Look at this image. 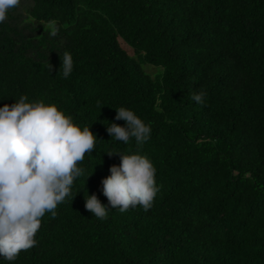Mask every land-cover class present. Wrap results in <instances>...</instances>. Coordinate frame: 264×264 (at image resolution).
I'll list each match as a JSON object with an SVG mask.
<instances>
[{
	"label": "trees",
	"instance_id": "trees-1",
	"mask_svg": "<svg viewBox=\"0 0 264 264\" xmlns=\"http://www.w3.org/2000/svg\"><path fill=\"white\" fill-rule=\"evenodd\" d=\"M21 96L97 140L36 245L0 264H264V0H21L0 23V107ZM120 107L150 126L147 141L108 135ZM117 151L147 156L159 191L149 210L101 220L85 199L108 204Z\"/></svg>",
	"mask_w": 264,
	"mask_h": 264
},
{
	"label": "clouds",
	"instance_id": "clouds-1",
	"mask_svg": "<svg viewBox=\"0 0 264 264\" xmlns=\"http://www.w3.org/2000/svg\"><path fill=\"white\" fill-rule=\"evenodd\" d=\"M21 0H0V23L10 9ZM73 69L69 52H64L62 72L67 78ZM51 65H49V71ZM204 93H193L191 99L204 103ZM26 96L9 106L0 107V257L13 261L21 251L34 247L41 217L50 212L54 217L57 205L71 193L74 180L83 174L78 162L94 149L97 137L89 126L81 128L55 104L44 101L26 102ZM115 120L124 126L109 123L111 138L125 144L135 138L137 144L149 139L150 126L132 110L115 109ZM118 155L120 164L109 168L110 175L101 181L108 204L95 194L85 199V209L104 220L107 210L120 212L141 206H153L159 187L156 169L147 156L107 152Z\"/></svg>",
	"mask_w": 264,
	"mask_h": 264
},
{
	"label": "rangeland",
	"instance_id": "rangeland-1",
	"mask_svg": "<svg viewBox=\"0 0 264 264\" xmlns=\"http://www.w3.org/2000/svg\"><path fill=\"white\" fill-rule=\"evenodd\" d=\"M117 41H118V44H120L121 48H123L130 57L136 58L131 48H129L120 38ZM143 70L145 71V73H148L152 77L155 76L158 72L159 73L162 72V69L160 67H153L150 65H144Z\"/></svg>",
	"mask_w": 264,
	"mask_h": 264
}]
</instances>
